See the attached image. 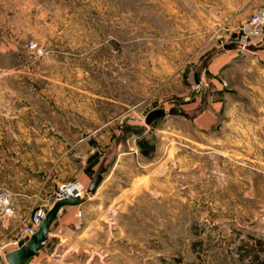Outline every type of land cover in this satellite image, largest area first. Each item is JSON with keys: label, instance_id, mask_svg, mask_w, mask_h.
Here are the masks:
<instances>
[{"label": "rangeland", "instance_id": "1", "mask_svg": "<svg viewBox=\"0 0 264 264\" xmlns=\"http://www.w3.org/2000/svg\"><path fill=\"white\" fill-rule=\"evenodd\" d=\"M262 6L0 0V132H23L41 108L49 132L64 130L65 181L88 192L77 173L91 183L108 167L74 213L81 228L55 221L32 264H264V43L240 44ZM52 148L56 138L1 133L0 186L41 185L15 202L20 215L53 196L41 195Z\"/></svg>", "mask_w": 264, "mask_h": 264}, {"label": "built area", "instance_id": "2", "mask_svg": "<svg viewBox=\"0 0 264 264\" xmlns=\"http://www.w3.org/2000/svg\"><path fill=\"white\" fill-rule=\"evenodd\" d=\"M263 43L264 6L256 9L243 25V38L240 41L241 47L246 50L249 47H260ZM52 194L51 198H44L42 203L34 205L28 216L17 221L11 230L10 227L15 222L16 216L15 198L10 190L0 187V264L5 263L7 252L18 249L37 231L48 209H51L56 201L72 196L83 199L89 197L85 185L78 180L58 183ZM75 215L79 220H82L83 210L79 208ZM81 226V223L74 224V229L79 230Z\"/></svg>", "mask_w": 264, "mask_h": 264}, {"label": "crops", "instance_id": "3", "mask_svg": "<svg viewBox=\"0 0 264 264\" xmlns=\"http://www.w3.org/2000/svg\"><path fill=\"white\" fill-rule=\"evenodd\" d=\"M28 117L30 118V120H24L28 125L25 126L23 132H20V131L11 132V130H9L7 132H0V136H1V133H4L5 137L6 136L11 137V135H12L15 138L23 137L25 139H34V140H46L49 138H52V139L56 138V148H52V152H51V154H49V157H51V158H49V161H51V164H49V168H51L52 172H51V174H49V176H48V178H47V180L43 186L42 192H41V195L45 196L46 194H49V193L52 194V192H54L55 188L57 187V184L62 182V181H65L66 161H65L64 142H63L64 130H63V127H61L60 130L57 127L56 130H52L51 132H49L48 126H47V118H46L45 114L41 112V108L39 109V114H38V110H36V111H33V113H31V115ZM59 140L61 143L60 147H59ZM26 155L29 159L31 158V160H32V155H34V157H35V154H33L32 147L30 149V152L26 153ZM76 176H79L80 179L85 181L87 184H90V181H88L89 177L86 173L79 172V173H77ZM1 184L2 183H0V185ZM0 187L2 188L4 186H0ZM40 188H41V185H39L38 187L36 185H34V186H32V188H28L27 186H25V188H23V190H18V189L13 190L12 189L14 196H15V202L19 203V202L35 200L37 195L40 194V191H41ZM94 195L92 197H90L89 200L93 199L96 196V195L95 196ZM89 200H87L84 204H86ZM84 204H81L79 206H66V207H64V208L69 207L70 210H66V212L63 215L60 214L61 212L59 213L58 218L56 220L58 224L56 226L55 231H57V232L60 230L64 231L67 228H68V230L73 231L74 230L73 224H75L74 213L79 208L86 211V206H84ZM18 211H19V207H17V205H16V216L14 219L15 222L12 223V227H10L11 230L14 228L17 221H19L22 217H27L29 214L28 212H23L20 215ZM10 229L7 231L9 232ZM4 233H6V231H4ZM52 233L53 232L51 230V232H49V234H48V237H49V235H52ZM69 246H71V247L66 248L67 252L74 250V246H75L74 244H71ZM42 249H44V248H42ZM40 251L38 252L37 255H39ZM32 262H33V260L29 264H32Z\"/></svg>", "mask_w": 264, "mask_h": 264}, {"label": "water", "instance_id": "4", "mask_svg": "<svg viewBox=\"0 0 264 264\" xmlns=\"http://www.w3.org/2000/svg\"><path fill=\"white\" fill-rule=\"evenodd\" d=\"M206 87L202 85V99L205 98ZM169 114L183 115L184 109L181 106H175L169 110ZM166 115L164 108H158L147 114L146 122L152 123L154 120ZM108 167L101 164L94 175L93 181L88 186V192L95 194L102 182L104 181V174L107 172ZM87 200L78 196H72L58 200L54 203L51 209H48L44 219L38 226L37 231L28 239V241L20 246L18 249L12 250L5 254L7 264H29L38 252L44 247L48 234L51 232L53 223L57 220L60 211L66 206H79L84 204Z\"/></svg>", "mask_w": 264, "mask_h": 264}, {"label": "trees", "instance_id": "5", "mask_svg": "<svg viewBox=\"0 0 264 264\" xmlns=\"http://www.w3.org/2000/svg\"><path fill=\"white\" fill-rule=\"evenodd\" d=\"M100 155L98 152L94 153L88 158V168H92L99 163Z\"/></svg>", "mask_w": 264, "mask_h": 264}]
</instances>
